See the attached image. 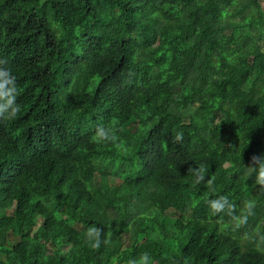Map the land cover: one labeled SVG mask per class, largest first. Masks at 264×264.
Returning <instances> with one entry per match:
<instances>
[{
    "label": "trees",
    "instance_id": "trees-1",
    "mask_svg": "<svg viewBox=\"0 0 264 264\" xmlns=\"http://www.w3.org/2000/svg\"><path fill=\"white\" fill-rule=\"evenodd\" d=\"M0 60L22 106L0 120V264H264L246 166L264 153V0H0ZM100 125L127 151L92 143ZM220 195L237 215L255 201L247 225L210 216Z\"/></svg>",
    "mask_w": 264,
    "mask_h": 264
},
{
    "label": "clouds",
    "instance_id": "clouds-1",
    "mask_svg": "<svg viewBox=\"0 0 264 264\" xmlns=\"http://www.w3.org/2000/svg\"><path fill=\"white\" fill-rule=\"evenodd\" d=\"M6 60H0V120L12 121L21 112L22 106L17 103L19 90L16 84V77L11 68L7 67ZM92 143H110L117 150L127 151L124 141L116 134L112 126L100 125L96 128L94 135L90 138ZM183 139V133L175 135L176 141ZM234 146V145H229ZM250 173L255 174L253 186L260 192H264V153L253 155L246 165ZM206 168L204 165L199 167H189L188 173L193 177L196 184L206 182L212 185L211 179L205 177ZM210 216H227L237 229L248 224L249 217L254 215L256 203L253 200H246L239 215L236 214V206L231 202L227 195H220L207 201ZM104 230L96 225L88 227L85 239L92 250H99L102 244H107V238L102 239ZM112 264H117V258L113 257ZM128 264H155L149 253L145 252L137 259H131Z\"/></svg>",
    "mask_w": 264,
    "mask_h": 264
},
{
    "label": "rangeland",
    "instance_id": "rangeland-1",
    "mask_svg": "<svg viewBox=\"0 0 264 264\" xmlns=\"http://www.w3.org/2000/svg\"><path fill=\"white\" fill-rule=\"evenodd\" d=\"M124 236V243H125V246H128L130 244V241H129V237L126 236V234L123 235ZM67 250V248H65V251Z\"/></svg>",
    "mask_w": 264,
    "mask_h": 264
}]
</instances>
